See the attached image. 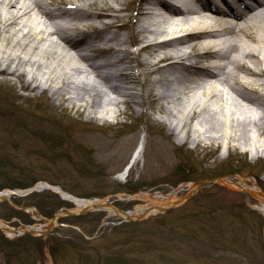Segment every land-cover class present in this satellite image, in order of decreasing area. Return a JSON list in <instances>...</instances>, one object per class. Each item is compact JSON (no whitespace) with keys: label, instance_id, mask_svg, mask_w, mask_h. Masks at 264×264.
<instances>
[{"label":"rangeland","instance_id":"374dc122","mask_svg":"<svg viewBox=\"0 0 264 264\" xmlns=\"http://www.w3.org/2000/svg\"><path fill=\"white\" fill-rule=\"evenodd\" d=\"M235 5L243 7L241 2ZM118 13L128 26L138 21L133 7ZM116 30L121 37L128 31ZM126 46L135 50L138 45ZM129 62L143 79L145 68L133 58ZM38 83L25 86L19 75L0 73V191L25 188L11 187L14 180L47 181L77 197L101 199L139 190L183 193L190 181L238 174L255 177L264 186V150L257 159L238 149L240 143L228 146L223 140L215 147L208 135L197 147L195 141L181 144L158 108L156 88L135 84L133 100L125 96L96 112L87 102L63 99L57 80ZM115 96L109 92L106 98ZM139 99L144 103L138 104ZM142 141V158L125 173ZM21 170H29L28 176ZM19 198L22 202L16 204L33 208L15 209L2 200L0 218L15 228L30 224L41 230L13 236L2 231L0 264H49L50 258L53 264H264V218L255 199L218 182L206 184L177 206L139 219L106 217L101 209L51 224L56 210L74 204L47 188L32 198ZM135 203L114 200L125 209Z\"/></svg>","mask_w":264,"mask_h":264},{"label":"bare ground","instance_id":"6f19581e","mask_svg":"<svg viewBox=\"0 0 264 264\" xmlns=\"http://www.w3.org/2000/svg\"><path fill=\"white\" fill-rule=\"evenodd\" d=\"M57 1L65 6L44 0H0V73L19 75L25 86L57 80L55 87L63 99L87 102L96 112L110 109L125 96L133 100L135 84L156 88L158 108L181 144L195 141L197 147L208 135L215 147L226 140L228 146L240 143L238 149L262 157L264 0H138L134 5L133 0ZM132 7L138 21L128 26L118 12ZM121 28L128 30L125 37L116 30ZM81 30L86 34L75 39ZM126 44L138 46L130 50ZM132 58L145 68L143 79L132 70ZM109 92L116 96L106 98ZM144 147L143 141L138 144L125 173L142 158ZM217 182L253 197L264 218V186L257 178L238 174ZM48 186L61 192L76 211L99 205L106 217L125 219L161 213L181 204L196 188L190 181L183 193L178 189L168 194L118 193V198L136 201L125 209L113 198H77L48 182L37 184L40 190ZM19 191L4 189L1 197ZM60 217L52 216L50 223ZM0 229L13 236L40 228H15L0 218Z\"/></svg>","mask_w":264,"mask_h":264},{"label":"water","instance_id":"95a60500","mask_svg":"<svg viewBox=\"0 0 264 264\" xmlns=\"http://www.w3.org/2000/svg\"><path fill=\"white\" fill-rule=\"evenodd\" d=\"M223 177V176H221ZM221 177H207V178H201V179H198V180H194L195 184H196V188L195 189H192V194L191 196L198 190L200 189L201 187L205 186L206 184H210L212 182H217L218 180H220ZM46 182V181H44ZM37 184L39 183H36L35 185L31 186V187H28V188H25V189H22L21 191H19V194H26V193H29L33 190H40L38 187H37ZM50 184V183H48ZM52 185V184H51ZM53 186H57V185H53ZM49 187V186H48ZM59 187V186H58ZM54 191L56 192H59L55 189H53ZM2 191L4 190H1L0 191V201L1 200H7L9 201L14 207L16 208H19V209H23V210H27V209H30V208H33V205H20V204H16L15 201L13 200V198L11 197V195H8V196H5V197H1L2 195ZM14 192H16V190H13ZM139 191H147V190H139ZM244 192V191H243ZM61 194V192H59ZM119 193H134V192H119ZM264 194V193H263ZM118 193H112V194H109L101 199H107L108 201H110V199L113 198L116 199V197L118 198ZM62 196V194H61ZM190 196V197H191ZM63 197V196H62ZM77 197V196H76ZM77 198H80V197H77ZM188 199V198H187ZM185 199V200H187ZM184 200V201H185ZM112 201V200H111ZM184 201L180 202V203H183ZM36 208V207H35ZM102 207H100L99 205H96V206H91L89 208H86V209H83V210H80V211H76L74 210V207H71V208H60L58 210H56L53 214V216L55 215H61V216H73V215H81V214H85L87 212H90V211H93V210H96V209H101ZM37 212H38V215L41 217V218H44L41 213L38 211V209L36 208ZM166 210V209H165ZM164 210V211H165ZM163 211V212H164ZM59 212H62L63 214H60ZM3 230V229H2Z\"/></svg>","mask_w":264,"mask_h":264},{"label":"trees","instance_id":"16d2710c","mask_svg":"<svg viewBox=\"0 0 264 264\" xmlns=\"http://www.w3.org/2000/svg\"><path fill=\"white\" fill-rule=\"evenodd\" d=\"M22 97H25L26 98V100L27 101H25V102H29V100L28 99H30V98H27L26 96H22ZM21 172L22 173H26V175L25 176H28L27 174L29 173V170L28 171H22L21 170ZM13 182V183H12ZM11 182V184H10V186L11 187H28V186H31L33 183L32 182H20V180H14V181H12ZM54 192V191H53ZM35 193H36V191H33V192H31V193H29V194H26V195H13V198H14V200H16L17 202H19V203H21L22 202V200H20L21 198H19V197H23V199L25 198H32L33 197V195H35ZM54 194H56L57 195V193L56 192H54ZM65 202H71V201H69V200H66ZM12 209H14L13 207H12ZM15 210V209H14ZM15 211H18V210H15ZM19 212V211H18ZM70 217V216H69ZM64 218V217H63ZM0 235L3 237V233H2V230L0 229ZM26 235H31V233H26ZM10 242H12V241H10Z\"/></svg>","mask_w":264,"mask_h":264}]
</instances>
